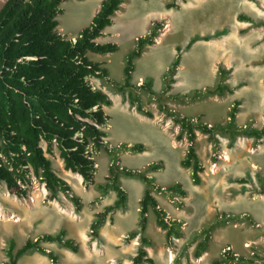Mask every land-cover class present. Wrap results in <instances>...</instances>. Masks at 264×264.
I'll return each instance as SVG.
<instances>
[{
    "label": "rangeland",
    "instance_id": "obj_1",
    "mask_svg": "<svg viewBox=\"0 0 264 264\" xmlns=\"http://www.w3.org/2000/svg\"><path fill=\"white\" fill-rule=\"evenodd\" d=\"M6 0H0V7ZM103 0H66L58 14V31L70 39L79 37L90 25ZM173 0H123L122 8L113 16V23L97 38L98 42H115L114 52H89V57L109 70V77L124 81V68L128 53L137 45L138 38L149 34L153 22L160 20L163 28L155 44L146 48L136 59L132 82L141 85L151 81L157 93H191L194 89L214 86L220 80L219 69H226L224 82L233 93L212 95L201 99L173 100L166 103L185 115L200 116L210 125L226 123L228 113L239 99L237 123L243 127L264 128V25L241 19L240 15L264 22V0H177L178 8H167ZM196 39L195 42H192ZM191 44V45H189ZM181 50V64L172 89L166 90L165 74ZM92 83L105 91L112 105L105 106L110 116L104 127L108 148L94 150L97 162L94 183L87 184L82 176L65 168L56 143L48 156L57 174L72 187L80 198L79 209L71 195L60 191L52 198L40 178L31 174L25 197L12 194L0 182V264L9 261L11 241L16 251L28 238L36 239L44 233L66 231V237L75 239L80 251L74 252L59 242H43L54 251L58 264H133L142 236L129 233L139 226L140 199L146 183L139 177L122 174L121 183L127 190L126 208L111 212L92 234L91 224L96 213L113 204L117 194L113 189L103 192L113 156L109 150L121 143L142 142V152L121 151L122 166L145 170L149 164L161 161L163 168L148 174L163 187L181 183L186 196L154 191L160 206L167 211L168 220L182 222L181 237L167 239L166 230L157 224L151 208L148 225L143 236L151 239L145 247L154 263L143 264H213L225 250L245 255L264 264V136L261 138L239 135L232 138L218 134L216 145L207 134L197 131V152L204 170L201 183L196 184L192 168L182 166L188 150L185 136L177 139L180 125L161 112L158 102L148 92L140 95L146 108L154 113L148 117L140 113L129 99V91L115 89L107 79L92 77ZM47 149V143L43 142ZM223 213L250 215L248 220L230 221L216 226L211 232L209 246L200 257L196 249L205 238L204 231ZM258 256V257H257ZM21 264H52L47 254L32 250L19 258ZM233 264H248L235 262Z\"/></svg>",
    "mask_w": 264,
    "mask_h": 264
},
{
    "label": "trees",
    "instance_id": "obj_2",
    "mask_svg": "<svg viewBox=\"0 0 264 264\" xmlns=\"http://www.w3.org/2000/svg\"><path fill=\"white\" fill-rule=\"evenodd\" d=\"M66 0H6L0 7V182H4L9 191L19 197L28 193L31 174L40 178L52 198L60 191L71 195L77 207L81 209L80 198L73 194L71 185L60 177L48 156L56 143L65 168L82 176L87 184L94 183L97 162L94 150L107 148L104 127L110 116L105 106L112 105V99L101 88L96 87L92 77L107 79L119 92L129 91V99L137 110L154 117L153 111L146 108L140 95L142 90L155 98L161 112L180 125L178 140L185 136L189 146L181 164L192 168V177L196 184L201 183L204 170L197 152V131L208 135V138L219 143L218 134H226L233 139L239 135L261 138L264 128L243 127L237 123L241 101H234L228 113V121L224 124L210 125L199 118L185 115L172 108L166 98L201 99L212 95L233 93L234 89L223 80L228 75L226 69H219V82L214 86L194 89L183 95L157 93L151 81L141 85L132 82L136 69V59L146 48L155 44L163 23L153 22L149 34L138 38L137 45L132 49L124 68V81L118 82L109 77V70L100 62L89 57V52L108 53L119 49L115 42L101 43L97 38L104 33L107 26L113 23V16L122 8L123 0H103L90 25L83 28L76 39H70L58 31V14L62 12V3ZM177 0L167 4V8H178ZM241 19L249 20L255 25H264L263 21H255L245 15ZM193 39L192 42H195ZM191 45V44H189ZM165 74L166 90L172 89L176 81L178 67L181 64V48ZM47 143V149L43 147ZM147 149L142 142L121 143L116 149L109 150L113 163L109 167L106 182L100 185L105 193L113 189L117 199L107 205L103 211L96 213L91 224L92 234L99 235V228L106 222L109 214L116 209L126 208L128 193L121 183V175L139 177L146 183L140 199V220L137 229L129 233L132 237L142 236L143 245L132 258L133 264L145 261L154 263L148 256L146 245L152 241L143 236L148 225V213L152 208L157 217V224L166 230L168 240L181 237L182 222L168 220L167 211L160 206L154 191H166L170 194L186 196L187 191L181 183L166 187L155 182L148 174L150 170L163 168L161 161L148 165L145 170L133 169L119 164L121 151L142 152ZM264 193V186L261 189ZM255 220L250 215L223 213L205 231V238L199 242L196 256L200 257L209 246L212 230L230 221ZM43 242H59L74 252L80 251L79 243L66 237V231L44 233L35 240L28 238L16 251V244L11 241L8 256L4 264H21L19 258L25 253L38 250L47 254L52 264H58V256L43 246ZM258 257V256H257ZM235 262L255 264L256 259L234 253L231 249L214 259L213 264H233Z\"/></svg>",
    "mask_w": 264,
    "mask_h": 264
}]
</instances>
